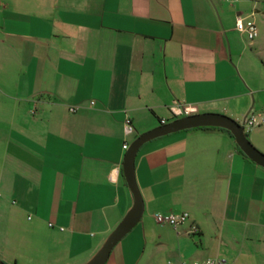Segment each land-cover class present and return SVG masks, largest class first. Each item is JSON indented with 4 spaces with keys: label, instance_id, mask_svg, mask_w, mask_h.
Wrapping results in <instances>:
<instances>
[{
    "label": "crops",
    "instance_id": "obj_1",
    "mask_svg": "<svg viewBox=\"0 0 264 264\" xmlns=\"http://www.w3.org/2000/svg\"><path fill=\"white\" fill-rule=\"evenodd\" d=\"M230 2L0 0L5 258L87 262L132 206L122 146L179 118L174 105L233 120L264 112V77L260 85L250 73L264 51V11ZM238 19L255 24L253 40L235 29ZM134 175L142 217L104 264H264V169L226 132L152 140ZM156 213L187 219L173 229L157 225Z\"/></svg>",
    "mask_w": 264,
    "mask_h": 264
},
{
    "label": "water",
    "instance_id": "obj_2",
    "mask_svg": "<svg viewBox=\"0 0 264 264\" xmlns=\"http://www.w3.org/2000/svg\"><path fill=\"white\" fill-rule=\"evenodd\" d=\"M197 128H220L229 132L236 147L244 156L264 169V154L249 142L240 124L222 114H189L138 135L128 145L121 164L124 182L132 197V206L119 224L106 237L101 247L84 264H104L113 247L132 230L142 217L143 202L134 175V160L138 150L144 144L157 138ZM0 264L5 263L0 260Z\"/></svg>",
    "mask_w": 264,
    "mask_h": 264
},
{
    "label": "built area",
    "instance_id": "obj_3",
    "mask_svg": "<svg viewBox=\"0 0 264 264\" xmlns=\"http://www.w3.org/2000/svg\"><path fill=\"white\" fill-rule=\"evenodd\" d=\"M262 2L264 4V0H262ZM235 29L239 33L244 34L248 41L253 40L257 35L256 26L253 22L243 24L238 19L235 23ZM77 109H78L77 106H70L68 108V111H69V113H75ZM171 110H172L174 117L185 116V115H189V114L194 113V108L182 106L179 104L174 105ZM163 123L164 122L161 121V124H163ZM263 124H264V112L250 111L241 120V126L243 128V131L251 130L252 128L260 127ZM124 127H125L126 133H131L133 131V127H132V124H131L129 119L124 120ZM127 147H128L127 144H124L122 146V149L126 150ZM153 219H154L155 223L159 226H167V227H171V228L175 229L179 225L183 224L186 221L187 214L186 213H180V214L156 213L153 215ZM48 226L51 227V224H48ZM60 230H62V229L60 228ZM191 233H195V228H192ZM166 264H227V262L225 259H206L204 261H195V262H191V263L167 262Z\"/></svg>",
    "mask_w": 264,
    "mask_h": 264
},
{
    "label": "rangeland",
    "instance_id": "obj_4",
    "mask_svg": "<svg viewBox=\"0 0 264 264\" xmlns=\"http://www.w3.org/2000/svg\"><path fill=\"white\" fill-rule=\"evenodd\" d=\"M225 2H226V4L229 6V7H231L232 6V4H231V2L230 1H232V2H234L235 4H238L237 2H239V1H242V0H224ZM246 1V0H245ZM248 2L247 3H249V5H252V4H254V2H256V6H257V8L258 9H260V11H264V9H263V3H261V0H247ZM248 41V40H247ZM261 61H263L264 62V51H263V55H260V56H258V57H256V58H254L253 59V64H251V71H250V73H251V75H252V77L255 79V81L257 82V84H260V85H263V80L261 79V76H262V78L264 77V66H263V64H262V62ZM242 75H244V74H242ZM242 75H241V77H242ZM261 82V83H260ZM254 98V97H253ZM251 102V101H250ZM180 117H182V116H180ZM228 117V116H227ZM173 120V119H172ZM234 120L238 123V124H240L241 125V116H238L237 118H234ZM171 121V120H170ZM169 121V122H170ZM244 134L246 135V137H247V139L249 140V142L258 150V151H260L261 153H263L261 150H259L255 145H254V142H253V140H251V139H253V135H256V134H259V135H257V137H258V139H259V141L260 142H263L264 143V125H262L261 127H257V128H252L251 130H245L244 131ZM132 141V138H131V140H130V142ZM130 142H129V144H130ZM128 144V145H129ZM264 154V153H263ZM2 228H4V227H2ZM1 228V232H0V236H1V238H4L3 236H4V234H6V232L4 233V231H3V229ZM0 245H1V247L2 248H0V260L2 261V262H4L5 264H13V262H11L10 260H8L7 258H5V256H4V253H3V250H4V248H5V244L4 243H0Z\"/></svg>",
    "mask_w": 264,
    "mask_h": 264
},
{
    "label": "trees",
    "instance_id": "obj_5",
    "mask_svg": "<svg viewBox=\"0 0 264 264\" xmlns=\"http://www.w3.org/2000/svg\"><path fill=\"white\" fill-rule=\"evenodd\" d=\"M172 120V119H171ZM197 129H217V130H221V131H223V132H226L229 136H230V138H232V136L230 135V133L229 132H227V131H225V130H223V129H220V128H197ZM246 136V135H245ZM233 139V138H232ZM238 149V148H237ZM238 151H239V153L241 154V155H243L244 156V154L238 149ZM245 157V156H244Z\"/></svg>",
    "mask_w": 264,
    "mask_h": 264
}]
</instances>
